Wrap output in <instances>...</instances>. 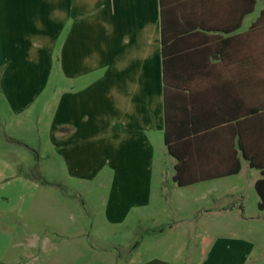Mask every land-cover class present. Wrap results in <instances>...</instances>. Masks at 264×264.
Masks as SVG:
<instances>
[{
    "label": "crops",
    "instance_id": "1",
    "mask_svg": "<svg viewBox=\"0 0 264 264\" xmlns=\"http://www.w3.org/2000/svg\"><path fill=\"white\" fill-rule=\"evenodd\" d=\"M260 1L0 0V87L9 101L20 90L32 96L33 85L55 67L59 80L48 97H56V105L47 135L68 173L92 178L106 166L113 174L124 172V187L135 189L124 199L116 192L122 183L113 179L100 224L93 213L90 223L83 219L74 199L54 198L56 226L46 224L57 236L54 245L46 236L39 240L26 223L34 221L25 213L43 183L16 175L15 162L0 160V211L9 198L2 209L17 210L10 226L0 216V264H27V256L18 254L34 245H21L22 233L41 242L38 252L56 250L46 259L32 257L39 260L34 264H97L91 255L97 251L109 253L100 264H177L179 248L172 244L125 262L102 243L112 234L99 228H121L124 237L130 215L151 218L153 233L182 236L192 232L191 217L204 220L195 230L201 234L216 218L215 237L197 263H246L253 246L247 237L254 233L245 223L264 220L255 189L264 180ZM17 78L24 83L16 87ZM155 186L158 195L163 191L156 201ZM39 191L40 204H46ZM150 206H156L153 218Z\"/></svg>",
    "mask_w": 264,
    "mask_h": 264
},
{
    "label": "rangeland",
    "instance_id": "2",
    "mask_svg": "<svg viewBox=\"0 0 264 264\" xmlns=\"http://www.w3.org/2000/svg\"><path fill=\"white\" fill-rule=\"evenodd\" d=\"M261 1L258 0V4ZM42 79L44 81H42ZM33 78V93L27 91L25 93L23 90L17 91L14 97H10L3 88L0 87V160L15 162L17 164V174L20 176H29L33 181L36 175L42 179V186L39 187L38 191L33 195L31 205L28 206L25 214H31L34 216V221L31 219L27 220L26 223L29 225V230L34 231L37 234L38 239L42 236L47 237V242L54 243L56 245L58 239L57 236L48 231V223L50 226L53 224L56 226V218L58 215L57 211L59 209L58 205L53 202L54 198H58L64 194L65 198L74 199L75 203L78 204L80 212L85 216L83 219L89 220V213L94 215L98 224H100V207L101 202L107 198L111 193V182L115 181L122 183L117 184L118 188L116 190L117 195L120 197L131 198L133 196L132 192L135 189L127 190L124 187V172L112 173V171L106 166L97 173L92 178H87L84 176H70L68 173V168L66 167V162L62 155L58 154L55 147L52 145L51 140L47 135L48 122L51 119L53 110L56 105V97H52L48 100L49 95L57 84L59 77L57 76L56 68H52L50 76L44 78ZM26 82V80H25ZM23 79H16V87L19 84H23ZM44 84L47 85L43 86ZM55 93L53 94V96ZM31 97V98H30ZM29 99V100H28ZM29 169V167H31ZM86 173V172H85ZM84 175V174H83ZM164 180L163 174L161 177ZM44 181V182H43ZM46 181V182H45ZM164 183H169L167 178ZM47 184V185H46ZM163 184V183H162ZM68 185L77 189V192H69L66 188ZM43 190V197L46 198V204H40L41 191ZM155 192L156 199L162 198L160 196L163 191L160 190V195H158L159 190L155 186L152 190ZM69 194V195H68ZM10 196V195H9ZM10 198L3 200L2 208L4 205H9ZM160 204V203H159ZM150 206L149 214L152 218L155 216L154 208ZM158 207V206H157ZM0 211V216L2 219V225H12L15 224L14 220H8L9 216H15L17 210L2 209ZM19 209V208H17ZM264 215V211L262 212ZM148 216V215H147ZM189 220V226L191 233L186 236L179 234V231L165 232L159 235L153 233V230H157V227L153 226L151 218L137 220L135 215H130L126 221H124V237L121 236V228H102L97 227L100 230L106 231L108 234H112L106 242H102L107 247H114L113 254L117 257H124V261L127 262L129 258H132L134 262L141 260L148 255H153L155 253H160L162 247H167L172 244L174 247H178L179 252L177 255V264H198L197 262L205 256L206 249L208 245L213 241L215 237V224L216 218L210 217L207 220L209 226H204L207 230V234H201L195 230L201 231L202 220L199 216H193ZM95 222V221H94ZM227 225V220L224 221ZM45 223V225H44ZM179 222H175L177 224ZM232 223V222H231ZM12 231H17L16 227H9ZM45 228V229H44ZM96 228V224L94 226ZM175 228L174 230L179 229ZM197 228V229H196ZM245 228L253 231L251 237H247L252 242V248L247 253V260L245 264H264V220H251L245 223ZM157 237V239H156ZM20 244L25 246L31 242L34 245L33 249H25L21 251L20 254H25L27 256V264H34V262L40 259H46L56 255V250L53 247H48L44 253L38 252L35 246H38L41 242L37 239L31 238V236L25 235V233L19 234L18 238ZM100 239V238H99ZM86 243L90 242L89 237H85ZM111 242L112 245H109ZM118 244V245H116ZM119 244H123L124 248L120 247ZM156 245L159 247L156 249ZM47 247L46 244H44ZM51 246V244L49 245ZM91 253L93 259L96 256L95 261L98 263L100 257L108 256V252ZM9 256V255H7ZM37 257L36 260L32 257ZM87 253H80V262L86 260ZM92 259V260H93ZM36 260V261H35ZM94 261V260H93ZM133 262V263H134ZM5 264H13L8 260L4 262ZM16 264H24L22 260L18 261ZM128 264V263H124ZM131 264V263H129Z\"/></svg>",
    "mask_w": 264,
    "mask_h": 264
},
{
    "label": "trees",
    "instance_id": "3",
    "mask_svg": "<svg viewBox=\"0 0 264 264\" xmlns=\"http://www.w3.org/2000/svg\"><path fill=\"white\" fill-rule=\"evenodd\" d=\"M163 142L166 146V149L169 153H171V147H170V141L167 139V134H165V131H164V136H163ZM35 179L37 181H42V179H40V177L38 175H36ZM173 179L177 181L178 184H181L183 182H180L178 179H177V176L174 175L173 176ZM255 189H256V192L260 198L259 202H258V207L261 208L264 206V180L262 181H258L255 183Z\"/></svg>",
    "mask_w": 264,
    "mask_h": 264
}]
</instances>
